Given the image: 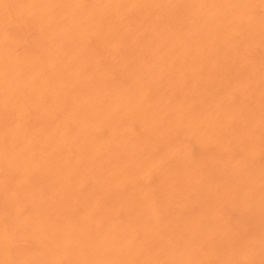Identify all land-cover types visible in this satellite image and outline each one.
I'll return each mask as SVG.
<instances>
[{
    "label": "rangeland",
    "instance_id": "obj_1",
    "mask_svg": "<svg viewBox=\"0 0 264 264\" xmlns=\"http://www.w3.org/2000/svg\"><path fill=\"white\" fill-rule=\"evenodd\" d=\"M0 264H264V0H0Z\"/></svg>",
    "mask_w": 264,
    "mask_h": 264
}]
</instances>
